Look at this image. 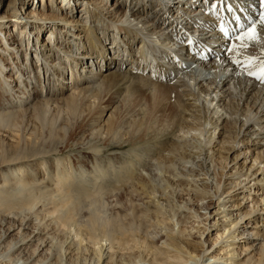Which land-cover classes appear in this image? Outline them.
<instances>
[{
	"label": "bare ground",
	"instance_id": "bare-ground-1",
	"mask_svg": "<svg viewBox=\"0 0 264 264\" xmlns=\"http://www.w3.org/2000/svg\"><path fill=\"white\" fill-rule=\"evenodd\" d=\"M9 3L8 10L0 8V89L16 95L22 115L61 102L76 107L77 96L86 97L99 85L96 81L101 84L117 72L99 74L113 59L120 69L127 64L131 71L153 69L160 75H149L151 84L165 81L177 97L167 104L163 91H170L155 89L152 102L154 97L159 101L153 110L172 108V116L182 122L167 149L147 156L131 150L128 169L114 166L118 178L110 194L118 190L119 196L107 192L112 198L108 214L102 197L106 186L101 185L111 172L106 165L95 179L85 169H63L59 161L45 175L40 170L46 162L29 166L17 157L6 163L2 134L16 113L0 109V264H204L206 258L218 264H264V81L243 65L254 58L255 70L264 61L259 2L114 0L103 5L86 0L94 24L79 28L82 23L73 14L77 4L68 0L63 6L69 5L70 15L50 11L48 30L26 2ZM16 13L21 25L13 26L14 35L9 22ZM246 16L238 35L253 23L259 35L247 47L215 31L219 22L236 26ZM108 31L127 39L121 37L116 49V41L105 42ZM26 36L28 42L35 40L31 47H23ZM28 93L34 95L31 100ZM113 122L104 131L117 129V123L110 126ZM212 215L220 219L210 224L221 221V230L205 240Z\"/></svg>",
	"mask_w": 264,
	"mask_h": 264
},
{
	"label": "rangeland",
	"instance_id": "rangeland-1",
	"mask_svg": "<svg viewBox=\"0 0 264 264\" xmlns=\"http://www.w3.org/2000/svg\"><path fill=\"white\" fill-rule=\"evenodd\" d=\"M21 1H22V4L23 2H26L25 3L26 9L32 8L37 14L41 15L40 20L46 21L47 23L46 30H48L50 28L49 25L52 24L51 21L50 23L48 22L49 19H52L50 17L51 15L50 11L52 12V14L59 13L61 14L62 17H67L70 15L69 5H66L65 7L63 6L68 0H66V2H64L65 0H57V1L52 0L54 1V3L49 2L50 0H44V1L43 0H20V3ZM70 1L72 2V0ZM96 1L103 5H107V4L110 5L111 2H114V0H112L109 3L106 0H99V1L96 0ZM9 2L10 0H0V8L3 9L2 11H6L10 8ZM85 2L86 0L83 3L80 1L75 2L74 0V3L77 4V9H76L77 12L75 10L73 13L75 20H78L80 24L82 23V25H80L79 28H83L85 24H92V25L94 24L92 23L94 19L90 17V13H87L85 9L86 8ZM60 8H62V13L61 11L58 12ZM10 16L11 18L14 17L9 22V26L11 28V31H15L14 33L15 35L17 33V29H14L13 26L16 23L21 25L20 21L17 19L18 17H20V14L16 13V15L13 14ZM27 20L28 19H25L24 21H27ZM33 20L34 18L28 21H30L31 23ZM47 32L48 31H46V34ZM115 33L116 32L108 31L107 36L108 34L110 35L109 40L105 42L112 43L116 41L115 46L117 49L119 45L122 46L123 44L121 37L124 40H126L127 37H125L123 34L119 35L118 33L117 35ZM21 37H22L21 34H18V36H16L18 40H20ZM27 37L28 36L25 37L26 38L25 42L23 40V47L28 46V45L31 47L32 40L35 42L34 38L32 37H30L31 39L28 42ZM44 37L45 38H43V40H46L48 38V35L46 37L44 34ZM116 37H118V39H116ZM118 41H121V44H118ZM153 47L155 46L152 45L149 48H153ZM155 54H158V52L156 51ZM32 55L33 57L34 56L36 57V55L34 54ZM112 55H113V52L112 50H110V54H108V56L111 57ZM110 57L106 56L105 58L110 59ZM111 60L113 61V64L109 65L108 66L109 68L102 67L100 69L102 71L99 74L101 75L104 73L110 74L113 71L114 72L117 71V72L113 76H108L107 78H105L101 82V84H100V81H96L97 82L96 84L97 85L99 84L100 87L99 85L95 87L97 88L99 87L98 88L99 90L97 88H94V90L90 92L89 94H87L86 97L77 96L79 102L76 107H73V106L70 107L69 106L70 104H68L67 102H61L60 104L44 105L41 107L35 106V108L30 109L31 110L30 114H27L26 116V115H22V111L19 110V107H22V106H19V104L17 105L18 98L16 97V95L14 94L10 95L9 91L0 89V109L4 111L8 110V112L10 111V112L16 113L13 115L12 119L8 121V123L11 124V128L8 129V131L5 130L2 134V140H4L3 149L6 153V156H5L6 163L12 162L13 159L17 157H19L20 159H24L25 162L27 160L28 162L26 163H28L27 165L29 166H35L40 162H46L45 164L46 167L40 170V172L44 173L46 169L48 171L54 166L56 162L59 161L63 164L62 165L63 167H61L63 169L65 168L68 170L69 169L71 170V168L73 170L74 169L75 170L85 169L86 172L93 174V176H95L94 177L95 179H99L100 177L99 172L106 165V167L110 169L111 172L109 173L108 180L107 181L104 180L101 183V185L106 186L104 188V193L102 197H103L104 202L108 204V203H111L110 201H112L111 200L112 198L110 196L113 197L114 195L115 196L114 198H117L119 196L118 190H115V192L112 191L113 193L110 194L111 193L110 190L115 189L114 183L116 182L118 178V175L116 176L115 174L114 166L121 165V167L123 166V167H126L125 169H128L129 166L132 165L128 162L130 160H133L132 158L133 154L131 150H136L140 152L141 154H143V156H147V154L156 155V153L159 154V151L161 152L162 150L167 149L170 145H172L173 141H175V139H177V137L179 136L178 135L180 133L179 126L182 120L179 117L172 116L173 115L172 108L171 109L166 108L165 110H163V112L154 111L153 109L157 108V107H154V105L157 104L159 99L158 97H154L153 102H152V98H151L152 93H154L155 89L157 91H160V89L164 88L163 86H165L164 85L165 81H158L157 83L153 82L151 84L152 80L149 78V75L151 76L152 71L150 73L142 69H138L139 71L138 70L135 71V69L131 71L130 66H126L127 64H124L122 66V69H120L116 67L114 63L115 61L113 59ZM124 66L126 67L123 68ZM69 77L70 76L68 75L67 78ZM153 78L161 79V76L153 77ZM159 82L163 83V85L159 84ZM92 84H94V81H92ZM86 85L87 83L85 84V86ZM164 89H168L170 91V92L163 91L166 103L167 104L174 103L175 102L174 100L177 97L175 92L173 91L174 88L172 86L167 85L165 86ZM56 91L58 94L59 90H56ZM26 95L29 98L28 100H31L32 97L34 96L31 93L30 94L28 93ZM66 95H69V92ZM37 111H39V113ZM110 113L112 115L108 117ZM125 114H126V118L123 117L125 116ZM157 114L158 116H156ZM154 115L156 116L155 120L157 121V123L156 121L153 120L155 118ZM148 116H151L150 119H145ZM107 118H110L112 121H114L112 125L110 124L111 127L116 126L115 123L119 124L116 127L117 129H115V127L114 128L112 127L114 130L107 129L104 131L105 126L107 125L109 127L108 124L112 122L109 119L110 121L107 124L106 123L108 122ZM119 118L121 119L119 120ZM170 118H172L173 120H170ZM122 120H126V121L122 122ZM150 120L151 121L153 120V121L151 122ZM166 120L170 121V122L168 121L169 125ZM175 120H177V122L179 123L177 124ZM130 121H131V124L135 122L132 124V125L136 124V126L134 125L135 126L134 128L131 127L132 125L129 123ZM172 121H174L177 126L175 125L173 126V124H175L174 122L171 125L170 123ZM150 122H151V125H150ZM153 123H154V126L155 127L157 126L158 128L157 127L155 128L152 125ZM149 125L151 126V128ZM128 126H130L132 130H129L130 127ZM124 127L126 128V131H127L126 133H125ZM157 129L159 130V132ZM101 131L103 134L100 133ZM154 131H155V138H154V133H153ZM112 133L114 135H112ZM115 134L118 136L116 137ZM105 138L108 141L106 140L105 142L104 141ZM26 139H29V140H26ZM18 140L20 144L17 145L16 143ZM31 140H33L34 142L33 141L31 142ZM147 159L148 158H146V160ZM108 163L111 164V167ZM95 165L97 168L93 167ZM61 168L57 170H60ZM98 169L100 171H98ZM109 186L111 189H109ZM107 192H109L110 196H108L109 194ZM205 202L207 204L208 202L209 204L213 203L212 200H209V199L205 200ZM110 206L111 205L108 204V206L106 207V211H108L107 212L108 214H109V211L111 212L112 210ZM210 207H212V205H209V208ZM214 210L215 209H211V212ZM212 216L213 218H208L209 221H211V222L208 221L209 222L208 225L212 223V221L220 219V217L218 216H215V215H212ZM217 226H222L221 221H219L217 225L210 224L208 227L210 232L209 234L205 233L203 238H205V240L214 238L215 237L214 235L216 234V232H218L217 230H221V229H217ZM196 245H198V243H196ZM207 245L209 247L210 242ZM215 253H218V252H215ZM221 263L222 262H219V264ZM204 264H218V263L211 258L210 259L206 258V261L204 262Z\"/></svg>",
	"mask_w": 264,
	"mask_h": 264
},
{
	"label": "snow or ice",
	"instance_id": "snow-or-ice-1",
	"mask_svg": "<svg viewBox=\"0 0 264 264\" xmlns=\"http://www.w3.org/2000/svg\"><path fill=\"white\" fill-rule=\"evenodd\" d=\"M260 23L264 24V14L261 15ZM238 41H241V47H247L249 43L255 42L259 39V35L256 32V24L253 23L247 30L243 31L240 35L235 38ZM252 59L254 58H246L243 61V65L248 68V74L256 76L257 79L264 81V61L260 62V66L258 69H253ZM235 63H241L240 60H234Z\"/></svg>",
	"mask_w": 264,
	"mask_h": 264
}]
</instances>
